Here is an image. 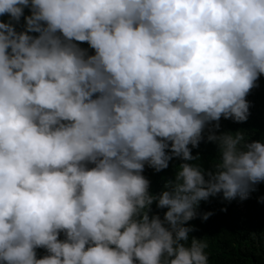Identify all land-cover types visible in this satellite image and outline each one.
I'll return each mask as SVG.
<instances>
[{"label":"clouds","instance_id":"clouds-1","mask_svg":"<svg viewBox=\"0 0 264 264\" xmlns=\"http://www.w3.org/2000/svg\"><path fill=\"white\" fill-rule=\"evenodd\" d=\"M261 76L264 0H0V264H210L188 225L264 183L220 131Z\"/></svg>","mask_w":264,"mask_h":264},{"label":"trees","instance_id":"trees-1","mask_svg":"<svg viewBox=\"0 0 264 264\" xmlns=\"http://www.w3.org/2000/svg\"><path fill=\"white\" fill-rule=\"evenodd\" d=\"M25 14H28L27 10ZM3 19L6 20L7 17ZM81 47L88 46L83 44ZM89 52L92 54L91 50ZM258 84L259 87L254 88L247 97L251 104L248 121L239 124L222 119L220 131L231 133L242 131L246 139L264 142V76L260 77ZM197 153L201 156L199 163L206 170L214 167L218 153L214 143L205 139L197 149L192 150L194 156ZM181 162L171 161L169 169L160 173H155L154 170L146 167L144 175L151 181L153 193H158L165 181L174 177L176 168ZM261 197H264V183L257 185L256 191L244 201L243 210H236L234 200L229 203L220 195L210 198L207 202H201L199 207L201 213L213 212L212 216L216 217L217 221L223 219L226 221L216 226L214 224L207 226L206 221L202 222L199 218L189 222L188 226L195 228V231L190 233V237L203 239L207 243L206 252L209 254L210 264H264V203L259 202ZM157 211L162 216V210H157L153 205V212ZM210 219L211 217L208 220L211 221ZM43 254V250H38L39 256Z\"/></svg>","mask_w":264,"mask_h":264},{"label":"rangeland","instance_id":"rangeland-1","mask_svg":"<svg viewBox=\"0 0 264 264\" xmlns=\"http://www.w3.org/2000/svg\"><path fill=\"white\" fill-rule=\"evenodd\" d=\"M211 221H206V225L207 226H212V224H214L215 226L216 225H220V224H222V223H225L226 221L223 219L222 221H217V219H216V217H213V216H211V219H210Z\"/></svg>","mask_w":264,"mask_h":264},{"label":"built area","instance_id":"built-area-1","mask_svg":"<svg viewBox=\"0 0 264 264\" xmlns=\"http://www.w3.org/2000/svg\"><path fill=\"white\" fill-rule=\"evenodd\" d=\"M234 205L236 210H243L244 209V201H240L239 199L234 200Z\"/></svg>","mask_w":264,"mask_h":264}]
</instances>
